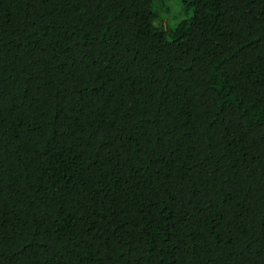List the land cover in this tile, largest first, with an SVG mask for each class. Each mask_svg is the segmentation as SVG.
<instances>
[{"label":"trees","instance_id":"16d2710c","mask_svg":"<svg viewBox=\"0 0 264 264\" xmlns=\"http://www.w3.org/2000/svg\"><path fill=\"white\" fill-rule=\"evenodd\" d=\"M167 1L0 0V264H264V0Z\"/></svg>","mask_w":264,"mask_h":264},{"label":"rangeland","instance_id":"374dc122","mask_svg":"<svg viewBox=\"0 0 264 264\" xmlns=\"http://www.w3.org/2000/svg\"><path fill=\"white\" fill-rule=\"evenodd\" d=\"M164 5L166 6V7H168V9H169V11L167 12L168 14H170L171 15V13L173 14V12H174V10H176L177 8H174V7H172V2H171V0H169V1H167V3L165 4L164 3ZM174 6V5H173ZM181 7V5L180 6H178V8H179V10H178V14H177V16L179 17V18H183V10L180 8ZM153 9H154V12L156 11V5H154V7H153ZM157 14L159 15V16H161L162 14H163V10H159L158 12H157ZM181 20V19H180Z\"/></svg>","mask_w":264,"mask_h":264}]
</instances>
